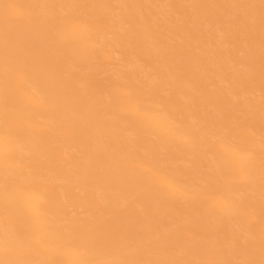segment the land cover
Wrapping results in <instances>:
<instances>
[{
	"label": "bare ground",
	"instance_id": "bare-ground-1",
	"mask_svg": "<svg viewBox=\"0 0 264 264\" xmlns=\"http://www.w3.org/2000/svg\"><path fill=\"white\" fill-rule=\"evenodd\" d=\"M0 264H264V0H0Z\"/></svg>",
	"mask_w": 264,
	"mask_h": 264
}]
</instances>
